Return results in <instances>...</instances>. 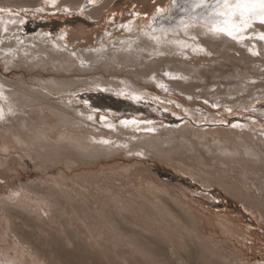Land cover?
Listing matches in <instances>:
<instances>
[{
  "label": "rangeland",
  "instance_id": "1",
  "mask_svg": "<svg viewBox=\"0 0 264 264\" xmlns=\"http://www.w3.org/2000/svg\"><path fill=\"white\" fill-rule=\"evenodd\" d=\"M42 4L0 0V104L5 107L4 113L0 110V264H23L15 260L21 257L14 253L16 240L44 264H64L75 253V264L83 255L88 256L81 264L94 257L106 264L264 261V93L258 94L264 92V75L252 77L264 70V40L252 42L255 53L243 44L254 30L264 33V24L254 22L238 33L241 45L219 40L215 52L196 46L205 51L188 59L179 56L190 66H211L207 87L215 94L196 88L200 97H192L154 84L153 75L170 72L167 67L181 59L159 55L162 62L147 67L152 53L144 65L141 55L117 48L120 36L130 37L136 29L142 33L145 22L150 26L153 19L154 26L174 19L170 11L162 12L169 0H114L99 18L77 10L48 11ZM43 36L70 47L69 57L83 49L90 53L105 42H111L104 45L109 54L74 64L62 55L67 51L51 54L42 47L37 38ZM16 41L25 44L16 48ZM244 51L256 59H248ZM231 74L230 87L218 95L216 84L226 83ZM66 77L92 83L69 88L60 80ZM194 78L184 81L200 88L202 80ZM124 81L130 92L100 85ZM248 81L257 85L243 89ZM243 90L250 96L241 102H218L221 95L229 100ZM150 92L174 101L147 100ZM72 102L91 111L88 120L103 125L125 127L130 123L123 122L135 121L167 126L153 141L126 127L124 139L149 150L147 155L122 150L90 157L100 142L90 143V135L76 128L83 121ZM185 107L209 113L195 118ZM12 190L25 200L11 198ZM66 249L70 255L63 254ZM27 253L24 260L30 262Z\"/></svg>",
  "mask_w": 264,
  "mask_h": 264
},
{
  "label": "bare ground",
  "instance_id": "2",
  "mask_svg": "<svg viewBox=\"0 0 264 264\" xmlns=\"http://www.w3.org/2000/svg\"><path fill=\"white\" fill-rule=\"evenodd\" d=\"M41 1H44V4H45V5L42 4L41 9H46L48 11H53V12H55L57 10H70V11L77 10L79 12H83L84 14H88V15L94 17V18H99L103 14V11L109 5H112V3L114 2V0H103L102 2H97L98 0H81L78 3H75L76 1L74 2V1H71V0H41ZM177 2L180 3V4H183L184 3V0H177ZM28 4H30V3H27V5ZM169 4L170 5H167L162 12H164V11H170L171 12L170 13V17L173 16L174 19H171V20H161V21H159L154 26L152 24L153 19H151V21H150V24H149L150 26H148V23H147V25H144L146 23L145 22L143 24L144 29H143V32L142 33H140V30L136 29V30L133 31L135 33L134 34L132 33L133 35H131L130 37H128L129 33H128V35H122V36H120L119 39H118L120 43L119 44L116 43L117 44V48L118 49L120 48V50H122V51H123V49L127 48V50L129 52L132 51V53H135L137 55H141L140 56V59L142 60L141 61L142 62L141 64L144 63V65L146 63V60L145 59H148L150 57V55H151L150 53H152V56L153 57H151L152 59L149 58L148 61H149L150 64H148L147 67L149 65H150V67H155L159 63H161L163 57H160L159 55L163 56L165 54H169V55H172L173 57H176L177 59H181L182 61H179L178 64H174L173 63V64L170 65L172 67H170V66H169V68L167 67V69L170 70V72L167 71L168 73H166V74L164 73L165 75L162 74V73H157V74L153 75L154 84L156 83L160 87H166V88H168L170 90H174L175 89V90L181 92L182 94H185V96H192V97L199 96L198 93H197V91H199V90L202 91V92L203 91H207L208 93L214 95L215 92L214 91H210V88L208 89V87H207L208 86V81H207L208 78H207L206 72L211 69V66L209 64H208V66H202L201 68L198 67V66H196V67L190 66L188 63L184 62L182 58L188 59V58H190V56H192V54H199L200 55V53H202V52L205 51L204 49H203L204 51L201 50L202 49L201 46H204V47L207 46V54H208V51H210V49L215 52V49L218 48V44L216 42H219V40H222L220 42H231L232 45H237V43L239 45H241L239 43L241 40L239 42H236V39H238L237 36H236L235 39H233V38L229 37L226 34L217 33V32L211 31L209 29V27L206 26V24H205V22H204L203 19L197 18L203 12L206 11L205 9H202V8L201 9H197V8H195V9H191L190 11L185 12V11H183V10L178 9L177 7H175L173 5V3H172V0H169ZM5 6H6V4H5ZM165 13H167V12H165ZM162 15H164V14H162ZM4 18H3V20H4ZM129 25L130 26L128 27V30L131 27H133L132 23L129 24ZM14 27H16V26H14ZM68 32L70 33V29L69 28H67V33ZM210 32H212L213 34L210 33ZM253 33H254L253 36L251 38H249L248 40H245L243 44H245L246 46H248V48H252L253 52L255 53L256 47L250 46V45H252V42L253 41H255L257 44H259L260 43V40L258 38L259 37V33L257 31H255V30H254ZM37 39H38V43H41V46L42 47H45V48L47 47L48 48V51L51 54H53V51L65 50L67 52L66 53H63L62 55H65V56L69 57V52L68 51H70V52L73 51V50H69L68 49L70 47L64 46L66 44H63V45H62V43L61 44H58L57 42H54L53 40H52V43H54V45L52 46V43H49L48 42L50 39H48L45 36H43V38H41V39L40 38H37ZM64 39H65V37H64ZM105 43H104V45L106 46V45H109V43H111V42H109L108 44H107V42H105ZM241 43H242V41H241ZM24 44L25 43H20V42H17V41L15 43L13 42V45H15L16 48L17 47L19 48V47L23 46ZM104 45H102L101 48H94L95 50L94 51L91 50L90 53L88 52L89 50L86 52V51H84V49L83 50H80L79 52H74V56L75 57H72L71 56L69 58H70V60H72V62L74 64L78 60L81 61V62H87V61H89V59L91 60V58H93V59L95 57L96 58H99V57L102 58L107 53L109 54V51H106V49L104 48L105 47ZM177 45H179L180 47H178ZM196 46L200 47L201 49H195ZM56 47H58L57 50H56ZM112 49L114 50L113 53H116V50L117 49L116 50H115V48H112ZM107 50H109V49H107ZM62 52L63 51H61V53ZM244 52H245L244 54L246 55V57L248 59H250V60L256 59L253 52L252 53H249V52H246V51H244ZM179 56H181L182 58H179ZM202 59L203 60H206V58H202ZM174 60L175 59H172V61H174ZM136 63L137 62H135V64ZM176 67L178 69H175ZM177 70H178V72H176ZM172 71L173 72H176V73H172ZM180 71H181V73H180ZM144 73H147V72L145 71ZM155 73H156V71H155ZM261 74L264 75V70H263V72H259L257 70L255 76H252V77L253 78H256V77L260 78ZM221 75H222V73H219L217 76H221ZM194 77L195 78H199L200 80H202V81H200L202 83L200 88L198 87V84L199 83H194V82L189 83L190 82V78H192V80H193ZM230 77H232V74L227 79H225L224 82H226V83L223 84V82L220 81V82H218L216 84V86H217V92L216 93L217 94L218 93H221L222 94V92L224 90H226L227 88L230 87V85L228 83ZM252 77H249V78H252ZM184 79L185 80L189 79V82L186 83L187 81L185 82ZM60 80L63 81L64 84L67 87H69V88L75 87L77 85L79 86L82 83H86V84H91L92 83L90 81H87V79H85V78L83 79L81 77H79V78H77V77L76 78L75 77L74 78H68V77H66V79H60ZM203 80H204V82H203ZM197 81H199V80H197ZM197 81H195V82H197ZM243 81H244V79L241 80L242 83H243ZM97 82H99V81H97ZM104 83L105 82H102V84H100V85L101 86H104L105 89L108 88V87H111V89H115V90H117L119 88V90L121 89L122 92H130V91L127 90L128 89V86H129V82L128 81L127 82L124 81V84H122L120 82H115L114 85H112V84L111 85H106ZM94 84H96V81H94ZM97 84H99V83H97ZM256 85H257V83L255 84V82H249L248 81V83L246 85H243V89H246L247 87H253V86H256ZM196 88H198L199 90L195 91ZM222 88H224V89L222 90ZM135 92H138V90H135ZM261 93H264V92H258L259 95ZM235 95H233V97H231L229 100L226 99V98H223L222 95L220 97L217 96L218 97L217 99L219 100L218 101L219 103H222L223 104L224 102H227V103L229 102L230 104H233L234 105V103L241 102L244 98L250 96L249 95V92L246 94V91H244V90L243 91H239ZM207 96H208V94H207ZM145 97H146L147 100L153 98V99H156L157 101H169V100L174 101V100H172V98H168L166 96L159 95V94L154 93V92H150V94L149 95H146ZM254 98H256V97H254ZM257 99H255V100H257ZM260 99H261V96H260ZM1 103H3V102L1 101ZM66 104H64V105H66ZM71 104H72V108H74L75 110H79L81 112V115H82L81 120L83 122H81V123H83V124H78V127H76V128L77 129H80L82 131H85L86 133H88L90 135V137H89L90 138V143H93L94 144L97 141L100 142V143H96V146L93 147L94 150L91 151L89 153V155H87V156H90V157H94V156H105V157L107 156L108 157V156H111V155H116L119 151H122V150H126L128 152V154H134V153H138V152H141V151L144 150L145 155H147L150 152L149 150H147L144 147H136L134 145V143L131 142L130 138L127 139V140L124 139L123 136L126 133V127L132 126L133 128L139 130V132L143 133V137H144V139H146V141L149 140V139H152V141H153V140H158V137L161 136V133L160 132L162 130H165V128L167 126V125H164L162 123H159L158 126L156 124H152V123L151 124H142V125H140L139 122H137L136 124H134L135 121H132V122L125 121V122H123V123H127V124L130 123L129 125H126L125 127L122 126V125H119V124H115V125L105 124V125H103L102 123L96 121L94 118L91 121L88 120V118H89V112H91L89 109H87L85 107H79L74 102H72ZM179 106H181V105H179ZM4 108L5 107H3L0 104V110L2 109V112L3 113H4ZM196 109H198V108H196ZM196 109L185 107V110L189 114H191L192 116H195V118H198L200 116H203L204 117L205 115H207L209 113V112L206 113L205 111H202L201 109H200V111H197ZM92 115H94V114H92ZM5 116L6 115H4V117ZM110 126H112V128H109ZM156 126L157 127H161V129L160 130H157V127ZM155 131H157V132H155ZM148 134L150 136H146ZM120 136L123 137V138H121ZM139 137H142V136H139ZM5 148H7V147H5ZM76 149H79V148H76ZM166 149H167V151H170L171 148L170 147H167ZM157 150L160 151L159 148H157ZM164 150H165V148L162 149V151H164ZM77 151H79V150H77ZM80 151H81V149H80ZM83 153H85V152H83ZM83 153L81 152V154H83ZM166 190H164V193L165 194H166V192H168ZM12 192L15 194V192H17V191L12 190ZM18 195L19 194L17 193V194L14 195V197L13 196L12 197L10 196V197L11 198H15V200H21V201L22 200L23 201L25 200L23 198L22 194H20L19 196ZM15 200H13V202H12L13 204H15L14 203ZM28 201L29 200L27 199V202ZM7 203H10V201L7 202ZM16 203H18V202H16ZM16 205L17 204H15L13 206L16 207ZM10 206H12V204H10ZM46 206H49V205L46 204ZM185 210L188 213V209H185ZM45 215L42 214V216H45L46 218H49L50 217V213L48 211H46ZM178 216L176 215V219H178L177 218ZM179 219H182V218H179ZM21 234H20V236H21ZM18 235H19V233L17 234V236ZM19 241H22V240H19ZM25 246L26 245H23V244L19 243L16 240V242L14 244V247H15V252L14 253H16V254H19L20 253L21 254V257H18L16 255L17 256V257H15L16 262L19 261V259H20L22 261L21 263H23V264H44V262L36 256L38 254L34 255L33 253L29 252V250H27ZM27 246L29 247V245H27ZM3 250H5V249H3ZM67 250L68 249H66V251H64V253H63V250H62V253L63 254L70 255L69 253H67ZM7 251H8V249H7ZM161 251H159V252H161ZM26 252H28L27 254H29V256L31 257V261L30 262H27V261L24 260L25 259L24 256H25V253ZM147 252H149V249H148ZM3 253H5V252H3ZM8 253H10V252H8ZM86 253L88 254V252H86ZM90 253H89V255H90ZM4 256L6 257V254L5 255L2 254V257L3 258H4ZM75 256H76V253H75L74 257ZM87 256L86 255H83L81 261H84V259ZM10 257H11V255H10ZM10 257L8 258V261H9ZM74 257H73V259L75 260L76 257L75 258ZM17 258H18V260H17ZM71 258H72L71 255L69 257H66V259H64L65 260L64 261V264H75L74 260H71ZM165 258H167V257H165ZM122 259L125 260L126 258H122ZM81 261L79 262L80 264H81ZM6 263H7V261H6ZM17 263H12V264H17ZM52 263H54V262H52ZM79 263H77V264H79ZM87 264H106V263L103 260H101L99 257H94L93 262L92 261H91V263L87 262ZM260 264H264V261L260 262Z\"/></svg>",
  "mask_w": 264,
  "mask_h": 264
},
{
  "label": "snow or ice",
  "instance_id": "3",
  "mask_svg": "<svg viewBox=\"0 0 264 264\" xmlns=\"http://www.w3.org/2000/svg\"><path fill=\"white\" fill-rule=\"evenodd\" d=\"M172 3L185 12L195 8L205 9L197 18L203 19L211 31L233 39L254 22L264 24V0H184L183 4L172 0ZM259 38L264 40V33Z\"/></svg>",
  "mask_w": 264,
  "mask_h": 264
}]
</instances>
